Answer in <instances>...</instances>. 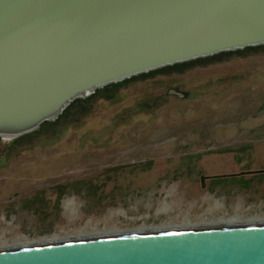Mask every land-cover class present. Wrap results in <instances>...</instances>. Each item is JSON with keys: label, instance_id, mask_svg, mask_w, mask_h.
<instances>
[{"label": "rangeland", "instance_id": "rangeland-1", "mask_svg": "<svg viewBox=\"0 0 264 264\" xmlns=\"http://www.w3.org/2000/svg\"><path fill=\"white\" fill-rule=\"evenodd\" d=\"M181 72L74 105L49 138L0 140V249L263 219L264 174L246 173L264 169V49Z\"/></svg>", "mask_w": 264, "mask_h": 264}, {"label": "water", "instance_id": "water-1", "mask_svg": "<svg viewBox=\"0 0 264 264\" xmlns=\"http://www.w3.org/2000/svg\"><path fill=\"white\" fill-rule=\"evenodd\" d=\"M264 45V0H0V140L104 86ZM0 264H264V223L73 238Z\"/></svg>", "mask_w": 264, "mask_h": 264}, {"label": "trees", "instance_id": "trees-1", "mask_svg": "<svg viewBox=\"0 0 264 264\" xmlns=\"http://www.w3.org/2000/svg\"><path fill=\"white\" fill-rule=\"evenodd\" d=\"M262 49H264V45L256 46V47H248V48H244L242 50L233 51V52H223V53H219V54H216V55H213L210 57H206V58H202V59H196L193 61H188V62H184V63H180V64H174L171 66L163 67L160 69L150 71L148 73H143V74L133 76V77L125 79L121 82H117L114 84L104 86L103 88L96 90L89 97L72 102L68 107H66L63 110V112L59 115V117L56 120L44 122L37 130H35L31 133L22 135V136L14 139V140H11L10 144H14V145L15 144H17V145L30 144L31 141L34 139V137L40 133H45V135L48 138L53 136L54 134H56V129H54V126H56V124H58L61 120L68 117L67 114L69 113V110H70V108H72V106L77 105V104L86 103V102L92 100L93 98H95L97 96H101V99H104V96H106L107 93H111L114 89L120 87L121 85H126L132 81H136V80L142 79V78L150 79V78H153L154 76H158V75L164 76V75H169L172 73H178L179 74V73H182L181 70H183L186 67L191 66L192 64H196V63H200V62H204V61H211V60H214V59L219 58V57L244 54V53L249 52V51H257V50H262ZM170 91H175V90L172 89V90H169V92ZM173 93L180 94L176 91ZM169 95H172V94H169ZM174 96H176V95H174ZM108 97L111 98L112 94H109ZM79 110H80V108H79Z\"/></svg>", "mask_w": 264, "mask_h": 264}, {"label": "bare ground", "instance_id": "bare-ground-1", "mask_svg": "<svg viewBox=\"0 0 264 264\" xmlns=\"http://www.w3.org/2000/svg\"><path fill=\"white\" fill-rule=\"evenodd\" d=\"M247 221H251V222H247ZM264 223V218L263 219H254V220H245V221H243V220H236V219H230V220H228V221H223V222H205V224H201V222H200V224H198V225H192V224H183V225H179V226H174V227H171V226H165L164 227V225L162 226V227H160V226H158V227H152V228H142V229H140L139 230V232L141 231V230H143V231H153L155 228H156V230H154V231H163V230H172V229H187V228H192L193 226H196V227H203V226H209V225H218V226H220V225H229V224H251V223ZM203 223V222H202ZM99 230V229H98ZM105 232H108V231H105ZM111 232V231H110ZM115 232V231H114ZM114 232L113 233H100V234H94V235H80V234H78V235H80V236H78V237H82V238H89V237H103L104 235L106 236V235H111V234H114ZM139 232H137V233H139ZM78 233V232H77ZM85 233V232H84ZM116 233V232H115ZM86 234V233H85ZM129 234H132V233H129ZM73 235H75V234H73ZM71 239V238H70ZM61 240V239H60ZM67 239H64V240H61V241H66ZM69 240V239H68ZM54 241V240H53ZM54 242H57V241H54ZM25 246V245H29V244H18V247H22V246ZM12 247V246H11ZM13 247H15V246H13ZM6 248V247H5ZM8 248V247H7ZM4 248H1L0 250H3Z\"/></svg>", "mask_w": 264, "mask_h": 264}, {"label": "flooded vegetation", "instance_id": "flooded-vegetation-1", "mask_svg": "<svg viewBox=\"0 0 264 264\" xmlns=\"http://www.w3.org/2000/svg\"><path fill=\"white\" fill-rule=\"evenodd\" d=\"M260 174H264V169L252 170L250 172H247L246 176L250 177V176H255V175H260ZM242 177L245 178V175L239 172L236 176L235 174L234 175L233 174L219 175L217 176V178H214V179H216L217 181H228V179L235 180V179H241Z\"/></svg>", "mask_w": 264, "mask_h": 264}]
</instances>
